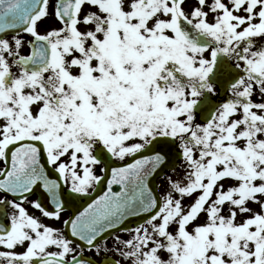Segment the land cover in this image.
I'll return each instance as SVG.
<instances>
[{
	"label": "snow or ice",
	"instance_id": "1",
	"mask_svg": "<svg viewBox=\"0 0 264 264\" xmlns=\"http://www.w3.org/2000/svg\"><path fill=\"white\" fill-rule=\"evenodd\" d=\"M0 264H264V0H0Z\"/></svg>",
	"mask_w": 264,
	"mask_h": 264
},
{
	"label": "flooded vegetation",
	"instance_id": "2",
	"mask_svg": "<svg viewBox=\"0 0 264 264\" xmlns=\"http://www.w3.org/2000/svg\"><path fill=\"white\" fill-rule=\"evenodd\" d=\"M68 214H70V213H68ZM67 215V214H66Z\"/></svg>",
	"mask_w": 264,
	"mask_h": 264
}]
</instances>
